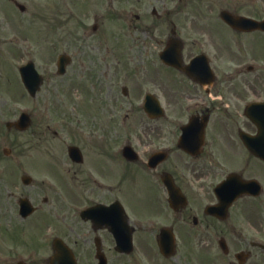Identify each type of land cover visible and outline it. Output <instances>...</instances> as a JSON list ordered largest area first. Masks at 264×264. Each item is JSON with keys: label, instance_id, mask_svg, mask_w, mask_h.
Masks as SVG:
<instances>
[{"label": "flooded vegetation", "instance_id": "flooded-vegetation-1", "mask_svg": "<svg viewBox=\"0 0 264 264\" xmlns=\"http://www.w3.org/2000/svg\"><path fill=\"white\" fill-rule=\"evenodd\" d=\"M185 1L203 17L183 15L180 25L171 14L156 15L155 7L151 15L140 14L139 0H118L130 8L128 34L143 35L135 40L140 46H123L106 30L103 16L95 15L93 34L85 30L80 40L100 34L101 42L75 45L77 54L67 53L70 92L82 72L86 90L71 96V110L54 118L58 130L46 127L57 139L58 159L51 160L61 172L57 183L67 180L68 191L41 186V197L30 199L37 213L50 206L48 218L56 228L57 215L66 214L68 244L79 261L149 258L148 264H157L155 258H165L158 248L163 230L177 247L212 246L223 239L247 246V234L230 238L225 232L248 230L252 204L264 206V0ZM156 18L170 27L162 41L156 39ZM199 19L196 27L187 24ZM172 39L181 43L180 68L159 56ZM60 130L69 132L70 141ZM223 192L234 199L221 218L215 213L223 211ZM41 218L48 225V218ZM35 228L42 232V221L33 223ZM218 229L225 234L213 235ZM58 232L50 230L42 251L47 242L52 250ZM130 232L135 248H151V254L116 250L117 238Z\"/></svg>", "mask_w": 264, "mask_h": 264}, {"label": "rangeland", "instance_id": "rangeland-1", "mask_svg": "<svg viewBox=\"0 0 264 264\" xmlns=\"http://www.w3.org/2000/svg\"><path fill=\"white\" fill-rule=\"evenodd\" d=\"M17 1L26 6L25 12H21L9 0H0V264H17L16 262L20 259L19 256H23L27 264H46L44 257L51 254V248L48 246L50 242H47L46 249L44 248L42 252L37 253L42 255L41 258H28L35 254L32 249L36 248L38 244L40 246L37 249L45 246L44 238L48 236L51 229L52 231L58 229L59 235L69 240V237H66L67 229L61 224L58 225L59 228L54 226L56 222L53 217L48 218V214H50L48 210L51 209L49 205H43L42 210L35 216L23 220L18 217L17 201L25 196L37 200L41 197L38 192L42 185L45 190L50 187L60 191L67 190V180L61 182L60 185L57 183L58 169L55 166L56 162L51 161L54 160L53 158L58 159L57 156L53 157V149L57 139L53 137L46 125L49 124L52 130L59 129L53 126L54 118L56 116L63 117L65 111L71 110L70 97L75 98V95L83 94L86 90L85 79L87 78L83 72L80 75L76 73L78 85H75L76 89L70 92L69 85L72 83L70 81L72 77L68 73L63 77L50 76L52 72L57 73L53 60L60 53L73 54L75 52L77 54L74 49L75 45L87 44L90 47L101 42L102 36L100 34L93 35L92 39L88 37L80 40L85 30L89 34H93L92 26L95 15L103 16L101 20L105 22L108 30L114 31V34L119 36V40L122 39L123 46H132L133 44L140 46V40L138 42L135 40L143 38V35L140 33L134 36L132 33L128 34L126 18L120 17L118 12L119 8L125 9L126 7L121 5L118 0L103 1L101 6L98 5L100 0ZM178 2L174 0H139L143 10L140 14L151 15L149 13L153 6L158 14H162L163 8H167L166 10L171 12L164 13V15L171 14V20L180 25L179 17L183 15L203 17V14L197 15L198 12H194L198 9L195 6H190L185 0L181 3ZM201 21L195 22L193 20L187 24L196 27ZM155 25L156 39L162 41L168 36L170 27L164 18H156ZM158 49L160 46L156 42L155 52ZM135 51L139 55L140 50L136 48ZM27 60H33L38 68L46 73V82L42 89L44 90L43 94L36 99L28 96L19 74L20 66ZM80 84H84V86L80 88ZM27 111L33 115L32 128L26 133H20L16 130L9 131L6 127L8 122L17 120L22 112ZM60 131L61 137L70 141L69 132L67 130ZM25 173L34 179L31 186H26L22 182V176ZM263 197L264 194L260 200H263ZM62 198L68 200L64 194H62ZM37 204L41 205L42 202ZM259 204L260 202H256L251 206L250 219L248 218L250 224H247L248 230L225 232L230 238L247 234V246L245 244L238 245L236 240H233V246L229 242L231 257H224L218 244L213 240L212 246L191 247L181 245L178 256L164 263L230 264V260L234 261V254L247 249L252 253L247 264H264L263 251L250 246L251 239L262 240L260 237H264V206ZM260 207L261 209H259ZM131 210L133 209L131 208ZM42 216L48 218V225L41 218ZM41 221L44 227L42 232H40L41 229L37 231L36 228L32 229L34 222ZM66 223H69V220ZM18 228L26 230L20 234L23 236L22 238H18L16 235L15 230ZM221 231L218 229L212 233L213 235L217 232L218 234H225ZM41 235L43 239H41ZM142 251L146 257L147 253L148 255L151 254V248L146 247L138 249L135 255L139 254L141 257ZM207 256H211V258H207ZM135 259H139L140 264H148L149 258H109V262L111 264H137ZM159 263L157 261V264ZM81 264L91 263L85 260Z\"/></svg>", "mask_w": 264, "mask_h": 264}, {"label": "water", "instance_id": "water-1", "mask_svg": "<svg viewBox=\"0 0 264 264\" xmlns=\"http://www.w3.org/2000/svg\"><path fill=\"white\" fill-rule=\"evenodd\" d=\"M21 72L23 74V78H24L27 86L29 87L31 93L35 94L37 89L39 88L41 80L38 78V74L36 73V71L34 69V65L32 63L29 64L27 67L22 68ZM36 77H37V79H36ZM25 125L26 126L29 125V118L25 115H22L19 122H17V123H8V127L15 126L18 129H23L25 127Z\"/></svg>", "mask_w": 264, "mask_h": 264}]
</instances>
